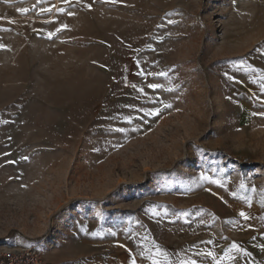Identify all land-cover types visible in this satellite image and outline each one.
<instances>
[{"label":"rangeland","instance_id":"rangeland-1","mask_svg":"<svg viewBox=\"0 0 264 264\" xmlns=\"http://www.w3.org/2000/svg\"><path fill=\"white\" fill-rule=\"evenodd\" d=\"M119 240L264 261V0H0V245Z\"/></svg>","mask_w":264,"mask_h":264},{"label":"crops","instance_id":"crops-1","mask_svg":"<svg viewBox=\"0 0 264 264\" xmlns=\"http://www.w3.org/2000/svg\"><path fill=\"white\" fill-rule=\"evenodd\" d=\"M94 248V247H93ZM106 251L99 254V251H92L88 255L78 258V261L65 263L63 261H53L54 264H132L133 258L136 264H156L158 260H163V254L156 255L155 250L146 251L144 255H140V249L137 244L133 242H125L123 240L114 241L105 245ZM96 249V248H95ZM98 249V248H97ZM228 264H264L263 259H256L254 263L252 255H246L244 252L235 251V254H228L223 256ZM222 260V257H220ZM219 264H226L222 261Z\"/></svg>","mask_w":264,"mask_h":264},{"label":"built area","instance_id":"built-area-1","mask_svg":"<svg viewBox=\"0 0 264 264\" xmlns=\"http://www.w3.org/2000/svg\"><path fill=\"white\" fill-rule=\"evenodd\" d=\"M0 264H49L39 245L16 247L0 245Z\"/></svg>","mask_w":264,"mask_h":264},{"label":"snow or ice","instance_id":"snow-or-ice-1","mask_svg":"<svg viewBox=\"0 0 264 264\" xmlns=\"http://www.w3.org/2000/svg\"><path fill=\"white\" fill-rule=\"evenodd\" d=\"M65 2H67V0H65ZM109 2H115V0H109ZM90 7V6H89ZM50 10V9H49ZM21 11H27V9H22ZM61 11H63V9H61ZM69 14H71V13H69ZM64 28H66L67 26L65 25V26H63ZM52 36V33H49V37H51ZM160 75H164V73H161ZM149 87H151V88H153V89H156V88H158L159 87V85L158 84H151V85H149ZM142 91V90H141ZM167 107H171V105H167ZM240 215L241 216H244V213L243 212H241L240 213ZM247 218V217H246ZM237 246L234 244L233 245V248H236ZM207 255L208 256H212L213 257V259H215V256H213V253H211V252H208L207 253ZM246 255H248V254H246ZM132 264H136V260H135V258H133V260H132ZM191 264H195V262L193 261V262H191Z\"/></svg>","mask_w":264,"mask_h":264}]
</instances>
